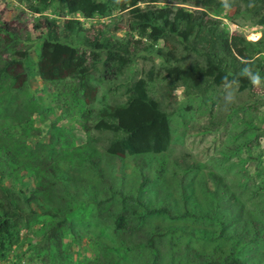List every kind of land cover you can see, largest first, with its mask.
I'll list each match as a JSON object with an SVG mask.
<instances>
[{
	"label": "rangeland",
	"instance_id": "rangeland-1",
	"mask_svg": "<svg viewBox=\"0 0 264 264\" xmlns=\"http://www.w3.org/2000/svg\"><path fill=\"white\" fill-rule=\"evenodd\" d=\"M171 6L201 9L186 0H140L133 7L108 4L104 15L84 18L56 2L41 9L35 0H0V36L15 29L18 37L0 49V66L21 63L0 76V129L33 148L55 138L65 148L52 156L57 171L47 189L36 191L30 171L3 181L19 202L28 200L24 211L33 213L16 242L0 252V264H200L195 253L216 264H264V78L253 83V77L241 90L236 83H201V93L170 88L177 68L202 60L176 39L151 42L140 36L132 11ZM209 16L229 37L254 42L264 35V4L222 6ZM45 18L59 32L67 21L77 22L74 32L58 33L88 63L82 90L75 79L49 83L34 75L44 32L32 26ZM93 39L98 47L107 42L131 55L116 78H104V50L89 45ZM13 50L25 51L26 58ZM25 67L27 77L21 76ZM13 73L20 75L14 82ZM148 73L147 95L167 116L169 146L158 155H107L104 148L121 134L95 130L98 111L122 104L128 87ZM158 207L170 214L146 213ZM120 213L132 231L114 228L112 214ZM149 237L154 251L136 245Z\"/></svg>",
	"mask_w": 264,
	"mask_h": 264
},
{
	"label": "trees",
	"instance_id": "trees-1",
	"mask_svg": "<svg viewBox=\"0 0 264 264\" xmlns=\"http://www.w3.org/2000/svg\"><path fill=\"white\" fill-rule=\"evenodd\" d=\"M36 4L44 9L56 2L67 14L78 13L84 18L93 15H104L108 4L116 6L126 5L133 7L140 0H35ZM164 0H152L162 2ZM172 4L181 0H168ZM194 7L201 8L186 11L178 7H164L158 9L138 10L133 9L134 26L140 36L151 42L160 39H176L188 52L199 55L202 64H191L184 68H177L178 72L169 77V87L174 89L177 85L184 88L185 92L196 89L201 93L205 90L202 84L215 86L238 84L241 90L250 86L253 77L264 78V61L258 54H264V35L256 41L250 42L244 38L228 36L218 27V20L210 17L219 8L235 7L237 4H247L250 0H186ZM257 4H264V0H252ZM203 9V10H202ZM77 22L67 21L62 26L66 34L74 32ZM262 24V21H259ZM35 30L44 32L41 48L34 63V75L44 82H55L63 79L77 80L76 86L83 89L87 84L86 78L89 66L85 56L73 44L60 40L62 31H58L54 21L47 18L32 26ZM59 32V33H58ZM5 36H0V49L8 46L9 41L18 40L15 29H8ZM66 37V35H64ZM96 39L88 42L104 50L102 62L103 74L106 79H114L121 72L124 65L131 61V55L126 48L115 47L107 42L97 45ZM13 55L20 60L26 58V52L13 50ZM172 58L171 54H167ZM20 62V61H19ZM18 61H7L0 66V76L5 75L9 66L21 65ZM168 72L170 71L167 70ZM21 76L27 77L28 68L25 67ZM19 74L9 76L14 82ZM25 80V79H24ZM150 73L145 79L134 81L127 89L124 102L113 107H105L98 111V121L94 129L110 133H120L121 137L110 140L104 152L111 156L138 157L143 155H158L165 152L170 142V130L166 114L161 111L155 101L147 95L146 82L151 81ZM202 83V84H201ZM21 122L28 124L25 119ZM0 129V252H7L17 240V231L25 226L31 211H24L28 200L19 198L3 181L21 179L27 171L33 174L36 180V191L47 189L57 171L55 162L59 150L65 149L61 140L52 139L44 148L27 146L24 142L17 141L7 131ZM63 141H67L63 139ZM63 143V144H62ZM66 154V153H65ZM89 154V151L85 155ZM59 161V160H58ZM187 170L193 168L186 166ZM148 215L166 214L170 211L165 207L146 209ZM114 228L120 232L132 231L133 226L127 223L123 213L112 214ZM175 217V216H171ZM130 226V227H129ZM49 230L51 234L52 229ZM53 235V234H52ZM154 251V241L148 238L144 243L136 244ZM195 260L200 264H216L206 255L195 253ZM112 260H95L92 264H112Z\"/></svg>",
	"mask_w": 264,
	"mask_h": 264
},
{
	"label": "clouds",
	"instance_id": "clouds-1",
	"mask_svg": "<svg viewBox=\"0 0 264 264\" xmlns=\"http://www.w3.org/2000/svg\"><path fill=\"white\" fill-rule=\"evenodd\" d=\"M258 82H259V78L258 77L253 80V83H258Z\"/></svg>",
	"mask_w": 264,
	"mask_h": 264
}]
</instances>
